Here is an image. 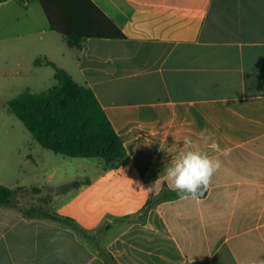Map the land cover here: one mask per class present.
Here are the masks:
<instances>
[{
  "label": "crops",
  "instance_id": "0c3cea01",
  "mask_svg": "<svg viewBox=\"0 0 264 264\" xmlns=\"http://www.w3.org/2000/svg\"><path fill=\"white\" fill-rule=\"evenodd\" d=\"M11 1L0 3V56L15 80L27 77L20 94L49 90L41 87L57 81L52 62L93 91L128 158L86 166L16 152V166L58 168L41 185L0 182L29 190L0 207V264H108L100 249L118 264L264 260V0H91L125 38L79 47L51 29L38 0L24 12L5 7ZM205 130L228 156L206 148ZM185 137L222 162L198 201L180 199L166 179ZM31 207L77 228L29 216Z\"/></svg>",
  "mask_w": 264,
  "mask_h": 264
},
{
  "label": "trees",
  "instance_id": "16d2710c",
  "mask_svg": "<svg viewBox=\"0 0 264 264\" xmlns=\"http://www.w3.org/2000/svg\"><path fill=\"white\" fill-rule=\"evenodd\" d=\"M6 1L0 0V3ZM38 1L51 29L71 46L79 47L81 41L91 37L125 38L121 29L91 0ZM46 64L55 68L57 85L40 93L25 92L9 100V112L24 124L43 149L68 158H96L109 165L126 162L128 155L124 138L113 127L93 91L76 83L52 62L47 61ZM79 185V182L64 185L61 192ZM28 191L0 185V207L16 204L18 194ZM26 214L62 221L77 228L70 219L35 207L29 208ZM99 251L108 264H118L109 252Z\"/></svg>",
  "mask_w": 264,
  "mask_h": 264
},
{
  "label": "rangeland",
  "instance_id": "374dc122",
  "mask_svg": "<svg viewBox=\"0 0 264 264\" xmlns=\"http://www.w3.org/2000/svg\"><path fill=\"white\" fill-rule=\"evenodd\" d=\"M26 0H13L7 4L5 7H16L19 11L24 12V2ZM11 62L9 56H0V73H4V77H0V160L4 163H0V182H24L26 185L33 186L35 183L42 184V176L44 173H52L56 171L58 167L57 164H48L39 161L34 165L23 164L21 166H16V162L20 161L15 153L16 152H28L29 149L43 150L48 153L56 163L66 159L70 161V158L64 157L61 154H56L50 150L43 149L39 143L35 140L32 134L26 129L24 124L18 120L14 115H12L7 107V102L15 97H17L21 92L25 90V83L27 80L26 76L21 77L18 80L14 79L10 73ZM51 71V69H48ZM8 74V75H7ZM47 75H52L54 73H45ZM20 80V81H19ZM19 81V82H16ZM54 80H46L44 86L41 90L50 89L52 86L57 85ZM33 144L34 148H29L30 144ZM78 159V158H77ZM96 158L82 159V161H87L86 166L91 163V161H97ZM122 163H120L121 165ZM84 165V164H83ZM54 167L53 171L52 168ZM34 171L38 172L36 174Z\"/></svg>",
  "mask_w": 264,
  "mask_h": 264
},
{
  "label": "clouds",
  "instance_id": "9594fccd",
  "mask_svg": "<svg viewBox=\"0 0 264 264\" xmlns=\"http://www.w3.org/2000/svg\"><path fill=\"white\" fill-rule=\"evenodd\" d=\"M205 132L206 130L201 132V137L207 149L224 156L230 154V149H222L216 140L206 136ZM221 165L220 159L209 155L208 151L197 147L191 138L185 137L178 155L166 168L168 186L180 199L198 201ZM258 264H264V260H259Z\"/></svg>",
  "mask_w": 264,
  "mask_h": 264
}]
</instances>
